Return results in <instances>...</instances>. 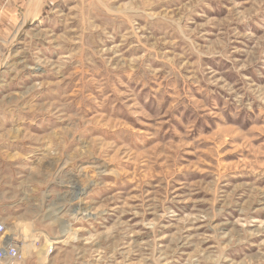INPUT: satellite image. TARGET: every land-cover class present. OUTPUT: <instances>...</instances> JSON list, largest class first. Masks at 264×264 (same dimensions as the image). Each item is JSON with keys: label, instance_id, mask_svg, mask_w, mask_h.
<instances>
[{"label": "rangeland", "instance_id": "374dc122", "mask_svg": "<svg viewBox=\"0 0 264 264\" xmlns=\"http://www.w3.org/2000/svg\"><path fill=\"white\" fill-rule=\"evenodd\" d=\"M12 6L0 221L25 256L9 264H264V0H0V17ZM101 161L92 215L66 213L57 239L56 162Z\"/></svg>", "mask_w": 264, "mask_h": 264}, {"label": "bare ground", "instance_id": "6f19581e", "mask_svg": "<svg viewBox=\"0 0 264 264\" xmlns=\"http://www.w3.org/2000/svg\"><path fill=\"white\" fill-rule=\"evenodd\" d=\"M58 163L59 162H56V168L60 169L59 171L57 170L60 177L58 180H60L59 185L61 186L63 191L59 193L57 198L50 205H48L47 208H45V211L47 217H49L50 219L52 218L55 223L58 222L59 230L62 235H59L57 239H61L66 236V234L71 233L69 231L70 229L67 230L68 225H66L65 223L66 213L69 215L71 214L73 217H76L79 214H82L86 217L92 215V212L90 211V208L88 206H83L80 204L79 197L94 182V179H91L86 184L85 179L87 178V175L91 172H94L93 174L99 175L105 170L107 163H104L103 161L99 162L96 169L94 168L95 166L93 165V162L87 163L86 165L81 166L76 172H70L68 174L66 172H63V169L61 168L65 167V165L61 166V164ZM69 202H71V204ZM76 205L80 206L78 210L75 209ZM70 236L71 240L75 239L76 237L73 235V231ZM66 237H68V235ZM10 239L11 237H8V240ZM62 241L63 240H56L54 241V243H61Z\"/></svg>", "mask_w": 264, "mask_h": 264}, {"label": "built area", "instance_id": "2783aa9c", "mask_svg": "<svg viewBox=\"0 0 264 264\" xmlns=\"http://www.w3.org/2000/svg\"><path fill=\"white\" fill-rule=\"evenodd\" d=\"M7 224L0 221V264H9L22 260L25 256L22 249L13 241L8 240Z\"/></svg>", "mask_w": 264, "mask_h": 264}, {"label": "crops", "instance_id": "0c3cea01", "mask_svg": "<svg viewBox=\"0 0 264 264\" xmlns=\"http://www.w3.org/2000/svg\"><path fill=\"white\" fill-rule=\"evenodd\" d=\"M30 1V0H28ZM15 7H10L7 9V12L4 13V16L3 17H0V27H1V30L4 31H7L9 28H8V22H12V20L14 19V14H11L13 13V9ZM31 10V7L30 9L27 11L29 12ZM3 18V19H2Z\"/></svg>", "mask_w": 264, "mask_h": 264}]
</instances>
